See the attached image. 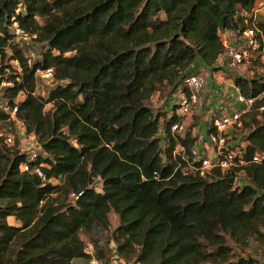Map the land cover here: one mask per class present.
<instances>
[{
	"label": "trees",
	"instance_id": "trees-1",
	"mask_svg": "<svg viewBox=\"0 0 264 264\" xmlns=\"http://www.w3.org/2000/svg\"><path fill=\"white\" fill-rule=\"evenodd\" d=\"M257 1L0 0V75L9 69L12 82L0 120L17 105L13 121L38 144L30 164L59 181L22 172L28 154L0 137V264H262L243 251L264 243V121L253 118L246 137L248 155L263 158L246 169L250 185L236 187L218 171L185 170L174 150L191 159L198 138L192 128L172 135L176 118L151 105L156 95L170 101L198 66L213 67L225 50L219 33L237 32ZM12 20L43 44L31 64ZM49 68L54 85L38 94L36 72ZM234 84L264 93V75Z\"/></svg>",
	"mask_w": 264,
	"mask_h": 264
},
{
	"label": "built area",
	"instance_id": "built-area-1",
	"mask_svg": "<svg viewBox=\"0 0 264 264\" xmlns=\"http://www.w3.org/2000/svg\"><path fill=\"white\" fill-rule=\"evenodd\" d=\"M262 13H264V0H259L251 12L242 14L243 26L237 32L224 30L219 33L225 50L217 64L226 67L233 77L252 79L255 76L264 75V33L258 27V23L263 22L261 20ZM10 30L14 35V43L27 46L23 49V53L28 63L31 64L37 57L33 46L37 43L38 35L26 31L14 20H12ZM8 54H12L10 50ZM14 62L20 73L18 61ZM261 63L263 66L258 67L257 64ZM207 68L202 65L198 66L194 73L185 78L182 89L174 94L169 101L171 109L169 108L170 112L167 111L169 112L167 118H176L170 131L172 135L180 136H184L188 132L183 120L192 118L205 104L210 105L213 100L215 101L207 112V128H204L206 129L205 139H197L191 150V159L185 157L184 147L181 145H177L174 155L179 152L183 153V158L187 163L185 170L189 173L207 179L211 176L216 177L215 172L218 171L225 178L233 177L235 179L234 186L241 187L245 185L243 180H248L246 169L252 164L259 163L263 156L259 153L249 156L247 139L236 140L238 138L236 133L243 128L245 116L254 108L258 99L264 98V93L258 98L248 97L243 95L234 84L235 92L226 91V95H220L218 91L208 87L209 72ZM7 72L3 76L0 75V109H8L4 89L12 86V82L8 81ZM54 74V68L40 69L36 72V78L39 82H48L53 80ZM17 80L19 81L20 78ZM23 96H19L15 102L17 103ZM259 110L264 111V106ZM17 111V105L9 111L13 120H16ZM0 137L4 139L6 145H14L12 135L1 133ZM34 142V149L28 154L27 161L20 165V169L22 172L38 176L43 182L53 183L55 180L47 178L44 171L45 165L30 164L38 157V144L36 141ZM71 197H74V194H71ZM118 260L119 258L115 257L111 264H117Z\"/></svg>",
	"mask_w": 264,
	"mask_h": 264
},
{
	"label": "rangeland",
	"instance_id": "rangeland-1",
	"mask_svg": "<svg viewBox=\"0 0 264 264\" xmlns=\"http://www.w3.org/2000/svg\"><path fill=\"white\" fill-rule=\"evenodd\" d=\"M261 20L264 21V13L261 15ZM43 44H38L34 47V52L36 56H39L41 53V48ZM10 54H8L9 57ZM7 60V59H6ZM8 61V60H7ZM8 62H6L7 64ZM10 65H12L13 69L17 71V65L14 61L10 62ZM258 67H262L263 64L260 65L257 64ZM9 70V69H8ZM252 76V75H250ZM54 82L48 81V82H38L37 85V92L41 95H46L48 91L53 87ZM152 107L155 110H161L164 111L166 115L170 112V109L166 110L167 106H169V100L166 98V96L161 97L160 95L154 96L151 102ZM51 108V105L47 106V110ZM166 110V111H165ZM169 111V112H167ZM264 111H260L259 109L253 108L246 116L243 128L239 130L236 134L238 135V138L236 140L244 141L247 137L248 133L251 131L252 127L254 126L253 118H257L258 121H264ZM206 119V118H205ZM202 120V117L198 114L194 115L192 118L184 119L183 123L186 126V128H192L193 134H199L200 127L199 122L202 120V122H206L207 120ZM10 134L14 137V145L8 146L5 144V142H2V146L5 149L13 150L15 148H20L27 154H30L31 150L34 149L35 140L34 137L31 135H27L25 128L23 124L19 121H13V120H0V134ZM163 135V125L160 128V136ZM201 137H198V139ZM244 186L250 185V182L248 180H243ZM54 184H58L59 181H54ZM97 190L100 191L101 185L97 184ZM241 186V187H244ZM66 198L64 195L59 196V201L63 202ZM75 197H69L66 202L68 203H74ZM9 223L11 225L20 226V222L16 221L14 218L8 219ZM110 221H111V228L110 231L107 233V235H110L113 230L118 225V218L115 214L110 215ZM88 251L91 252V248L89 247ZM245 256H251L255 259H257L259 262L264 264V243H257L255 241H251L250 245L243 251ZM96 264V263H93ZM117 264H134V263H128L126 261H121L120 259L117 261Z\"/></svg>",
	"mask_w": 264,
	"mask_h": 264
},
{
	"label": "crops",
	"instance_id": "crops-1",
	"mask_svg": "<svg viewBox=\"0 0 264 264\" xmlns=\"http://www.w3.org/2000/svg\"><path fill=\"white\" fill-rule=\"evenodd\" d=\"M264 22V21H263ZM225 68V69H224ZM209 72V80H208V87L215 91H218L220 95H226V91L235 92L234 86V77L231 73L226 70V67L218 65L217 63L210 68H207ZM226 70V71H225ZM214 100L211 102L210 105H204L197 114L202 117V120H207V112L210 110V106L214 104ZM170 108V105L167 106L166 110ZM165 110V111H166ZM202 120L199 122V127L201 128L199 134H193L194 136L201 137L205 139V132L207 128V123Z\"/></svg>",
	"mask_w": 264,
	"mask_h": 264
},
{
	"label": "water",
	"instance_id": "water-1",
	"mask_svg": "<svg viewBox=\"0 0 264 264\" xmlns=\"http://www.w3.org/2000/svg\"><path fill=\"white\" fill-rule=\"evenodd\" d=\"M224 182L229 185V186H234V183H235V179L233 177H230V178H225L224 179Z\"/></svg>",
	"mask_w": 264,
	"mask_h": 264
}]
</instances>
